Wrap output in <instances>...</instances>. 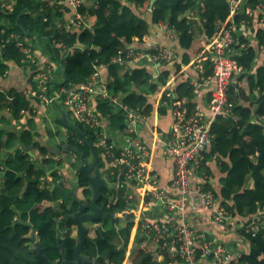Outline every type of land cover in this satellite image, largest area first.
<instances>
[{
	"label": "trees",
	"instance_id": "16d2710c",
	"mask_svg": "<svg viewBox=\"0 0 264 264\" xmlns=\"http://www.w3.org/2000/svg\"><path fill=\"white\" fill-rule=\"evenodd\" d=\"M150 1L126 0L124 3L120 0H84L78 13L87 16L95 26L92 30L74 31L64 28L63 13L37 0H0V77L8 72L9 62L19 68H26V64L22 63L25 49L30 43L46 41L55 70L61 73L58 64L62 65L65 81L61 73L59 81H48L47 92V89H37V84L32 80L33 74L25 70V87H33L38 95L48 93L53 97V91L69 87L75 89L95 72V68L105 66L107 91L129 110L140 109L149 115L152 107L147 103V95L165 86L171 74L182 75L180 64L174 63L173 71L164 70L154 81L145 69L125 70L111 63V60L134 38L143 39L150 25L162 27L166 24L167 33L178 34L177 55L180 63L187 65L214 37L216 24L225 22L229 16L227 0H203L200 8V29L203 32L195 42L194 24L188 22L189 12L195 7L193 2L154 0L150 11H143L148 16L147 20L133 14L131 6L148 8L147 3ZM261 4L264 5V0H245V5L251 9ZM243 18L239 14L234 16L236 23H240ZM260 18H264V13ZM252 32L255 33L257 44L264 47V26H258ZM25 39L28 43H25ZM237 41L234 61L240 70L234 73L236 76L227 91L228 99L233 103L232 114L237 116V120L232 117L215 118L210 126L212 138L203 153L198 174H208L204 172L203 166L206 160L214 156L222 157L220 171L224 177L219 180V192L207 184L204 187L213 191L220 205L233 218L239 216L249 219L264 205V126L253 122L254 118L257 120L264 117V61L253 73L255 50L246 46L247 40L244 37H238ZM191 47L193 52L191 54L190 51V56ZM71 48L74 52L69 55L68 50ZM210 74L209 63L204 62L200 76L207 77ZM172 92L173 101H183L190 112L195 109L193 87L189 79L178 83ZM255 93L257 95L252 96ZM164 101H169L165 92L158 108L160 116L166 114V108L162 106ZM39 104L43 105L37 97H27L16 89H0V264H45L35 252L30 238L32 229L36 231L41 254L50 264L61 260L58 234L60 244H64L67 259L74 256V223L72 220L66 222V215L76 209V204L69 207V202H63L67 190L60 185L56 186L57 182L63 181L59 171L64 162L62 159L56 161L49 147L39 141L40 134L35 121L37 112L34 110ZM59 105L64 108L61 103ZM95 105L101 116L107 118L110 131L124 129V111L114 109L103 100H96ZM71 121L95 143L96 139L89 130L73 118ZM56 122L60 125L57 119ZM65 131L68 135L66 142L84 152V158L89 157L87 146L73 132ZM46 134L53 136L49 131ZM16 145H19V149L11 153ZM96 151L100 155L98 148ZM69 153L80 162L77 155ZM100 167L103 168L101 159ZM47 176L52 178L51 182L42 183L41 178ZM78 179L80 191L87 199V182L82 174L78 175ZM129 195L127 188L118 191L117 202L112 203L109 209L114 215L112 225L109 223L106 227L108 218L94 222H100V234L94 239L93 234L86 237L82 248L84 254L87 257L98 255L97 264L172 262L168 253L161 251V246L153 242L150 235L135 228V216L126 210ZM19 215L24 222H30L31 227L18 224ZM242 224L236 225V229L239 237L248 243L249 249L239 256L238 264H264V234L259 232L252 236L245 233ZM131 234L133 245L127 253Z\"/></svg>",
	"mask_w": 264,
	"mask_h": 264
},
{
	"label": "built area",
	"instance_id": "2783aa9c",
	"mask_svg": "<svg viewBox=\"0 0 264 264\" xmlns=\"http://www.w3.org/2000/svg\"><path fill=\"white\" fill-rule=\"evenodd\" d=\"M37 1L63 13V22L69 23L65 29L74 31L91 29L88 17L78 13V8L84 0ZM189 1L193 2L195 7L189 12L188 22L194 25H197L198 22L200 25V21L202 22L200 8L203 0ZM227 2L229 16L226 21L216 24L214 37L187 65L181 64L176 52L163 44H154L149 48L128 44L111 60V63L122 66L125 70L169 65L173 71L174 63H179L180 71L185 68H193L198 72L197 80H190L189 77L187 79L190 80L193 87L195 98L204 89L208 92L207 113L204 114L197 105L190 112L183 101H173L172 90H165L169 101H164L162 106L169 112L171 124L163 145L165 157L173 164L171 179L173 189L181 200L194 196L201 205L211 211V218L215 225H226L231 222L233 217L220 205L213 191L204 187L207 175L202 176L203 182L195 189H192V177L198 173L202 165L203 153L212 138L210 126L215 118L218 116L223 119L234 117L232 114L233 103L229 101L227 91L232 74L240 70L233 59L237 39L239 36H243L239 34V30L251 27L254 21L255 23H264L263 20L261 21L263 18H260L264 13L263 4L251 9L245 5V0H227ZM66 13L68 14L67 19L64 15ZM237 14L245 17L240 23L235 22L234 16ZM165 28L167 29L166 26ZM25 43H28L27 39H25ZM68 52L71 55L74 51L71 48ZM204 62L209 63L211 69V74L207 77L200 76ZM22 63L26 64V68L22 67V69L33 74L32 80L37 84V89H47L48 91L47 83L53 76L55 65L43 64L38 60L32 43L25 49V59ZM102 68L106 69L105 66L95 68V72L75 89L69 87L53 91V97H50L48 93L38 95L36 90L29 86L21 92L27 97H37L45 105H50L53 100L58 104L61 103L71 118L93 134L96 139L95 149L100 150L99 159L103 163L101 170L113 184V204L117 202V194L120 189L127 188L131 191L132 187H151L152 206L159 203L166 217L163 215L162 219L152 220L139 214L135 217V228L150 235L153 242L161 246L160 250H165L168 253L173 260L168 264L177 262L200 264V259H207L211 264H238V255H233L224 244L194 232L190 227L189 218L181 215L184 213V208L180 202L157 189V176L148 168L149 148L138 137L139 126L145 123L146 115L140 109L129 110L127 106L119 103L118 98L107 91L106 81L100 73ZM201 87L202 90H200ZM96 100L106 101L114 109L124 111L125 127L123 130L110 131L107 118L102 117L96 109ZM169 103L171 104L169 105ZM109 131L110 133L107 135ZM53 158L56 161L59 160L57 155H54ZM59 174H62L61 171ZM51 179L47 176L41 178V182L49 183ZM63 181L67 182L66 179ZM63 181L57 182L62 188ZM132 198L130 193L126 199V210L134 214ZM242 229L252 236L259 232L264 234V205L256 215L242 224Z\"/></svg>",
	"mask_w": 264,
	"mask_h": 264
},
{
	"label": "crops",
	"instance_id": "0c3cea01",
	"mask_svg": "<svg viewBox=\"0 0 264 264\" xmlns=\"http://www.w3.org/2000/svg\"><path fill=\"white\" fill-rule=\"evenodd\" d=\"M125 3L126 0H120ZM149 7L147 8L148 11L150 9V2ZM153 5V4H152ZM133 10V14L140 18H145L147 20V14H139L141 10L144 8L139 6H131ZM67 19V13L64 14ZM63 18V16H62ZM264 18L261 19V21ZM64 28L69 25V23H64ZM95 26V23L91 22L89 27L92 28ZM166 24L162 27L158 25H150L148 29V34L144 36L143 39L139 40L134 38L130 44L135 46L146 48L150 47L154 44H163L164 46L173 49L176 54L179 53V45H178V37L177 33H167ZM264 26V23H252L251 27L249 26L247 29L242 28L239 34L243 35L247 40L246 46H251L256 53V58L254 59L253 69L252 72L254 73L256 68L263 64L264 61V48L260 47L257 44V40L255 38V31L252 32L256 27ZM194 41L197 42V39L200 37L203 31L200 29V25L197 22V25H194ZM241 37V36H239ZM128 44L125 45V47ZM238 45L237 44L235 46ZM32 48L34 50L35 55L37 56L38 60H40L43 64H54L51 61V55L47 47L46 41H39L32 43ZM193 47L189 50V54L193 52ZM241 48V47H240ZM241 50V49H239ZM235 53L236 47L234 48ZM190 54V56H191ZM234 59V57H233ZM9 70L8 73L4 77H0V88L1 89H16L18 91H22L26 84L25 78L23 76L27 73L24 69L17 67L14 63L9 62ZM10 65H14L16 68L15 75H10ZM145 69L147 73L152 76V79L155 81L159 74L166 69H170L169 65H155V66H148V67H138ZM171 70V69H170ZM172 71V70H171ZM60 73V72H59ZM55 69L51 80L59 81L61 79V73L59 74ZM100 73L105 81H107V71L106 69H100ZM180 73L183 75H174L171 74L166 85L160 86L158 90L153 93L147 95V103L151 105L152 110L149 115H146V121L143 125L139 126L138 130V137L145 142L148 146L150 151V161L148 168L153 171V173L157 176V189L159 191L164 192L171 198H174L180 205L184 208V213H181L182 216H186L189 218L190 227L194 232L198 234H202L207 238H210L218 243L224 244L233 255L240 256L243 253H246L249 249L248 243L242 238L239 237L238 231L236 229V225H240L244 223L248 217H239L236 216L232 218L231 222L226 225H215L211 218V211L201 205V203L194 197H188L184 200H181L180 197L177 195L176 191L173 189L171 184V179L173 176V164L172 162L165 157L164 154V143L165 137L168 136L170 124H171V116L168 111L163 116L158 114V108L160 106V99L165 90H174L175 86L180 83L188 80L197 79V71L193 68H185L181 70ZM236 74H232L231 76V83L234 81V77ZM27 79V77H26ZM202 90V87L200 88ZM256 96L257 94H253L252 96ZM251 97V96H250ZM195 98V96H194ZM233 102L235 101L232 99ZM195 103L198 108L204 113H207V105L209 103L208 92L204 89L198 97L195 98ZM62 108V107H61ZM64 109V108H62ZM37 112V130L40 134V143L49 147L50 151L53 149H58V145L66 141L68 137L67 132L63 129L57 122L56 119L58 117L57 112L52 106H48L45 104H39V107H35L34 109ZM65 110V109H64ZM233 119L236 121L237 116H234ZM253 122L261 123L264 126V117H259L257 120L256 118L253 119ZM49 131L52 133V137L47 136L46 132ZM57 147V148H56ZM11 152V151H10ZM57 153V152H56ZM56 153L53 154L57 155ZM64 158V157H62ZM221 159L217 158L216 156L206 160L203 163L204 172L207 174V179L205 180L206 184L215 192H219L221 185L219 180L224 177V174L221 173ZM63 160V159H62ZM149 160V158H148ZM227 162V159H225ZM65 161V160H64ZM63 161V162H64ZM63 170L62 175L64 179L68 176L69 168H62ZM204 177V176H203ZM203 177L200 176L198 173H195L192 177V189H195L197 185L203 182ZM67 181V180H66ZM130 191V190H129ZM132 204L134 210V216L136 217L139 214L143 216H147L149 219L157 220L162 219V217H166L165 212L162 210L161 205L156 203L155 206H152L153 196L151 193V187L144 186L134 188L132 187L131 191ZM164 215V216H163ZM177 215V214H176ZM200 264H211L207 259H200ZM181 264V263H176Z\"/></svg>",
	"mask_w": 264,
	"mask_h": 264
},
{
	"label": "water",
	"instance_id": "95a60500",
	"mask_svg": "<svg viewBox=\"0 0 264 264\" xmlns=\"http://www.w3.org/2000/svg\"><path fill=\"white\" fill-rule=\"evenodd\" d=\"M154 3V0L150 1V10L152 8V4ZM58 67L61 70V73L64 77L65 81V72L62 68L61 64H58ZM49 92V89L48 91ZM50 105L55 109V111L58 114L57 120L60 122V125L65 130H70L73 132L83 143L85 146H87L90 157L84 158V152L79 151L76 147L69 144L68 142H63L60 144L59 148L60 150H57V155L62 153L71 152L78 156V158L81 160V164L77 168V171L79 174H82L84 179L87 182V189L89 191V204L91 208L90 213H85V204L81 202V200L77 197L78 193V186L75 185L74 182H70L69 186L71 188L70 195L72 197L73 202L77 205V211L72 214V221L74 225L77 228V234H76V245L74 249V257L75 262H69L66 254H65V247L64 244H60V234L57 236V245L61 251V264H84L82 262L83 255H82V248L84 246V243L86 241L87 236V230L88 226L87 224L91 222H95L101 217L104 218V214L101 208L97 205V200L101 196V191L103 189L113 190V184L111 183L110 179L104 175V173L101 171L100 168V159L99 155L95 149V146L93 144V141L87 136L85 132L80 130L72 121L69 116V114L66 112V110L62 109L60 105L56 101H51ZM19 149V145H16L12 150L11 153H14ZM30 154V153H29ZM78 182V180H77ZM60 184H57L56 186H59ZM61 186V185H60ZM62 187V186H61ZM109 218H112L111 215H109ZM17 223L20 225H23L25 227H31L30 222H24L21 220L20 215L18 216ZM31 241L34 244L35 252L37 254V257L42 260L45 264H50L46 257L41 254V248L39 243L36 240V231L34 229L31 230Z\"/></svg>",
	"mask_w": 264,
	"mask_h": 264
},
{
	"label": "flooded vegetation",
	"instance_id": "af4514ba",
	"mask_svg": "<svg viewBox=\"0 0 264 264\" xmlns=\"http://www.w3.org/2000/svg\"><path fill=\"white\" fill-rule=\"evenodd\" d=\"M60 144H61V143H60ZM60 144L58 145V149H53V150H51L50 152H51L52 154H54V153L57 152V150L59 151V150H60V148H59ZM93 144H94V143H93ZM94 146H95V145H94ZM56 148H57V147H56ZM69 154H70L69 152H67V153H62V152H61L59 155H57V158H59V160H61L62 157H67ZM89 157H90V156H89ZM89 157H87V158L89 159ZM79 163H80V164L82 163L81 160H80ZM80 164H79V165H80ZM79 165H78V167H79ZM100 168H101V167H100ZM101 171H102V170H101ZM78 175H79L78 171H75V177H74L73 179L69 180L68 182H66V184H65V182H64V187H63V189H66L67 192H66V195L64 196V201H63V202H65V203H66V202H69V207H72V206H73V203H74V202H73V200H72L71 195L69 194L70 191H71V188H70V186H69V183H70V182H74V183L76 182L75 185L78 186L77 197L81 200L82 203L85 204V213H90V212H91V208H90V204H89V197H88L87 199L83 197V195H82V191H80L81 188H80V186H79ZM77 180H78V182H77ZM67 185H68V186H67ZM113 190H114V188H113ZM113 190L103 189V190L101 191V196H100V198L97 200V205L99 206V208L102 209L103 214H104V216H105L104 219L108 218V221H107V223H106V227H107V224H109V223L112 225V223H113V219H114V215L111 214V213L109 212V209H110V206H111V204H112V200H113ZM74 204H75V203H74ZM76 211H77V205H76V209H75L73 212H71V213H69V214L66 215V222H68L69 220H72V219H71L72 214L75 213ZM109 215H111L112 218H109ZM100 219H102V217H101ZM100 219H98L97 221H99ZM97 221H95V222H97ZM87 226H88L87 236L89 237L91 234H93V239L96 238V237H98V234H100L99 230H100V228H101V224H100V222H99V223L91 222V223L87 224ZM64 227H65V225H64ZM73 234H74V236H75V238H76L77 228H76L75 225H74V227H73ZM87 236H86V237H87ZM101 239H102V237H101ZM94 245L97 247V242H96V241L94 242ZM82 255H83V257H84L83 260H82V262H83L84 264H97V259H98L97 257H98V255H97V256H94V257H87V256L84 254L83 250H82ZM75 260H76V259H75L74 256H73V258L68 259L69 262H75ZM60 261H61V260H60ZM60 261L56 262L55 264H61Z\"/></svg>",
	"mask_w": 264,
	"mask_h": 264
},
{
	"label": "rangeland",
	"instance_id": "374dc122",
	"mask_svg": "<svg viewBox=\"0 0 264 264\" xmlns=\"http://www.w3.org/2000/svg\"><path fill=\"white\" fill-rule=\"evenodd\" d=\"M147 7V6H146ZM144 8L143 10H141V12L139 14H143L144 15V10L147 9V8ZM10 70H11V73L10 75H15V71H16V68L14 65H10ZM49 106V105H48ZM110 131L108 132L107 135H109ZM64 161V163L62 164L63 166L60 168V171H62L63 169L62 168H69V171H68V176L66 178L67 181L73 179L75 177V171H77V168H78V165L80 164L76 158L74 156H72L71 154H69L67 157H64L62 158ZM62 173V172H61ZM62 175V174H61ZM63 176V175H62ZM1 178H2V175H0V185H1ZM63 179H64V176H63ZM66 183V182H65ZM66 190V189H65ZM135 224H136V220H135ZM132 234H131V238H130V242H129V245H128V248H127V253L130 252V249L132 247ZM147 246L145 245L144 246V249L146 250Z\"/></svg>",
	"mask_w": 264,
	"mask_h": 264
}]
</instances>
